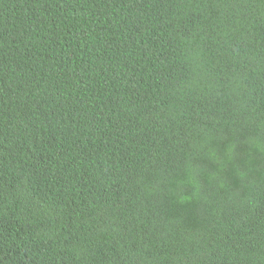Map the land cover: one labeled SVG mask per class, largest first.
<instances>
[{
	"label": "trees",
	"instance_id": "trees-1",
	"mask_svg": "<svg viewBox=\"0 0 264 264\" xmlns=\"http://www.w3.org/2000/svg\"><path fill=\"white\" fill-rule=\"evenodd\" d=\"M0 264H264V0H0Z\"/></svg>",
	"mask_w": 264,
	"mask_h": 264
},
{
	"label": "bare ground",
	"instance_id": "bare-ground-1",
	"mask_svg": "<svg viewBox=\"0 0 264 264\" xmlns=\"http://www.w3.org/2000/svg\"><path fill=\"white\" fill-rule=\"evenodd\" d=\"M39 69V68H38Z\"/></svg>",
	"mask_w": 264,
	"mask_h": 264
}]
</instances>
